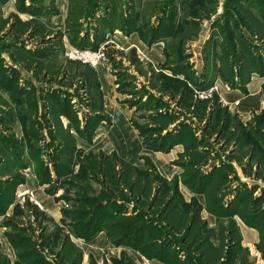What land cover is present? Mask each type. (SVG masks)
Returning <instances> with one entry per match:
<instances>
[{
  "label": "rangeland",
  "instance_id": "374dc122",
  "mask_svg": "<svg viewBox=\"0 0 264 264\" xmlns=\"http://www.w3.org/2000/svg\"><path fill=\"white\" fill-rule=\"evenodd\" d=\"M71 1L0 0V263L58 264L51 251L68 236L82 264H181L173 248L186 264H205L163 219L172 202L200 208L214 243L237 228L236 264H264V0H95L101 7L84 22L91 37L104 5L115 10L110 27L98 22L97 48L110 56L102 66L113 90L95 68L64 56L74 45ZM118 32L134 43L117 47ZM156 44L161 60L148 52ZM220 174L236 208L229 215L206 201L208 175ZM27 190L34 197H17ZM83 196L141 211L150 237L119 243L110 211L92 237H78L67 212ZM150 241L164 250L146 255L139 246Z\"/></svg>",
  "mask_w": 264,
  "mask_h": 264
},
{
  "label": "trees",
  "instance_id": "16d2710c",
  "mask_svg": "<svg viewBox=\"0 0 264 264\" xmlns=\"http://www.w3.org/2000/svg\"><path fill=\"white\" fill-rule=\"evenodd\" d=\"M99 7H101L100 3L95 0L71 1L69 19L75 29L72 39V43L75 46L82 48L90 47L93 49H97L99 47L98 44L101 43V41H99L101 39L98 37V22L103 24L102 26L104 27H110L111 22L114 19L113 13L115 12L110 5H104L103 9L105 14L100 18L97 17V25L93 27L94 34L91 37L90 27L85 29L84 21L86 22L89 17H95ZM129 18L130 19L126 22L131 25L135 22V18L130 14ZM162 23L163 21L153 31H156L157 29L161 30ZM157 32L158 31L154 33L156 35H152L153 38L160 37V35H157ZM262 117L264 120V109L262 111ZM165 136L169 138L168 134ZM166 137L163 138L166 139ZM194 172L193 177L195 179H197L198 174L199 177L205 178L200 170L195 169V167ZM207 180L209 184L206 189L205 196L209 210L216 215H229L231 213H235L236 208L234 206V199L228 203L225 202L226 183L224 176L220 174L218 177H215L212 181H210V175H208ZM4 182L0 183V196H3V191L1 193V189L4 190ZM124 182L128 184V179H125ZM8 193L9 192L6 187L4 194L8 195ZM238 195H240V193H238ZM6 199H8L7 196L2 197L1 200ZM125 210L113 211V209L110 208L109 203L105 204L103 199H100L99 197L83 196L77 199L76 208L69 210L67 213H69L73 220L72 225H75L77 228L76 234L78 237L87 238L92 237L98 231L95 230V225L99 224V222L103 219V217H100V214L104 213L105 216L106 213L110 211L112 212L113 220L108 222V225L114 230L115 239H117L119 243L138 245L141 241L150 237L148 231L150 219H147L146 215L139 210L137 213L133 212L130 214H126V212H124ZM161 211L163 215L162 217L171 231L182 234L183 239L188 242L193 249H196L200 255H202V260L205 264H236L242 249V240L237 228L233 227L230 229V234L222 231L219 242L214 243L207 235L208 233L203 231L205 225L201 221L200 208L192 206L189 210L180 211L178 204L172 205V202H169ZM17 228H20V226ZM15 239L21 245L26 244L25 246L28 250H34V243H32V240L27 238L24 234L15 233ZM157 242L159 241H150L145 246L141 245L139 247L146 255L150 256V253H155V251L162 252L164 250L165 242ZM44 245L51 247L53 242L51 239H47V242L45 241ZM147 247L150 248L148 249L150 253L145 251V248ZM38 250L37 252L40 253L41 251ZM171 251L174 252L176 260H179L181 264H186L179 249L173 248ZM51 252L57 256L59 260L58 264H82L83 262L82 249L77 247L68 236L63 239L61 247L57 252ZM0 264L7 263L4 261ZM128 264L135 263L132 260H128Z\"/></svg>",
  "mask_w": 264,
  "mask_h": 264
},
{
  "label": "built area",
  "instance_id": "2783aa9c",
  "mask_svg": "<svg viewBox=\"0 0 264 264\" xmlns=\"http://www.w3.org/2000/svg\"><path fill=\"white\" fill-rule=\"evenodd\" d=\"M64 56L68 61L80 62L83 64H87L91 67H98L102 64L110 63V56L108 52L102 48L93 49L90 47H79L72 45L66 48ZM26 194H29L31 197H34L33 191H18L17 197L23 198Z\"/></svg>",
  "mask_w": 264,
  "mask_h": 264
},
{
  "label": "crops",
  "instance_id": "0c3cea01",
  "mask_svg": "<svg viewBox=\"0 0 264 264\" xmlns=\"http://www.w3.org/2000/svg\"><path fill=\"white\" fill-rule=\"evenodd\" d=\"M70 4H71V2L69 3L68 12L70 10ZM134 36H135L134 34H132V35H122L120 32H118L116 34V36H115V39L117 40L116 41L117 47H125V48L130 47L134 43V41H133V39H135ZM148 52L156 60H161L162 59L159 45L156 44V45L150 46L148 48ZM102 65H106V64H102ZM102 65L96 67L95 69L97 70L101 80L103 82L107 83V85H106L107 88H110V89L113 90L112 82H113L114 78H113V76H112V74L110 72V68L108 66H102ZM111 104H113V103H111ZM115 107H116L115 109H118L117 106H115ZM263 109H264V100H263L262 111H263Z\"/></svg>",
  "mask_w": 264,
  "mask_h": 264
}]
</instances>
